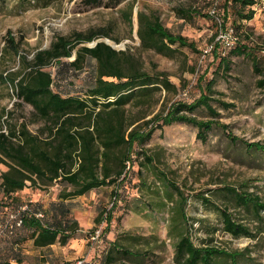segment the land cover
I'll use <instances>...</instances> for the list:
<instances>
[{"label":"rangeland","instance_id":"obj_1","mask_svg":"<svg viewBox=\"0 0 264 264\" xmlns=\"http://www.w3.org/2000/svg\"><path fill=\"white\" fill-rule=\"evenodd\" d=\"M255 1L250 6L255 11L253 17L241 20L236 27L234 23L238 22L231 13L222 21L224 0H100L94 5H84L82 0H0V73L28 70L21 56L30 61L35 51L50 46L57 35L93 30L102 36L77 46L106 40L118 46L114 49L132 54L144 71L164 72L174 85L167 92L162 89L158 101L159 93H153L143 108L148 114L145 118L165 110L172 101L190 102L196 98L198 76L204 70L205 79H214L213 88L218 93L214 99L230 103L223 107L211 102L218 113L217 120L226 128L214 126L204 141L196 137L194 126L174 123L156 129L141 147L153 158L151 164H138L142 156L140 147L134 146L130 178L121 188V204L115 208L109 233L121 252L111 256L116 260L110 264H180L175 258V244L181 234L197 247L216 246L240 252L233 264H264V212L255 214L251 206L240 204L226 189L258 195L264 201V152L248 150L243 143L264 146V89L257 86L259 76L251 63L254 57L260 68L264 67V0ZM129 3L133 8L131 20L127 21ZM183 8L199 15L182 17L178 10ZM138 11L157 17L169 32L193 42L196 51L177 44H171L166 54L142 47L137 35ZM8 37H12L17 52ZM233 41L244 42L250 55L232 54L229 47L235 46ZM215 43V53L210 49L205 55L203 50ZM216 55L230 61L227 72L217 67ZM73 58L74 51L44 69L51 74L54 91L83 96L92 82L95 61L87 57L80 69H73L68 66ZM193 115L199 119L210 117L203 106L197 107ZM21 124L33 133L43 126L31 105L18 98L9 84L0 82V128L7 131ZM228 133L240 141L231 142ZM139 166L141 170L136 172ZM5 169L0 164V173ZM62 188L70 189L57 182L41 187L27 182V187L16 191L12 198L0 192V263L17 264L16 257H20V264H102L103 255L94 256L93 245L91 248L89 238L82 234L76 233L65 244L55 242L39 248L32 244L29 230L15 224L16 209L22 204H32L33 209L41 207L44 221L62 218L58 199ZM107 193L97 190L80 200H65L68 218H74V212L82 232L93 228L97 212L110 207ZM179 206L183 218L178 213ZM223 210L247 226L251 234L230 235L223 228ZM213 264L231 262L220 256L213 258Z\"/></svg>","mask_w":264,"mask_h":264},{"label":"trees","instance_id":"obj_2","mask_svg":"<svg viewBox=\"0 0 264 264\" xmlns=\"http://www.w3.org/2000/svg\"><path fill=\"white\" fill-rule=\"evenodd\" d=\"M100 0H82L84 5H94ZM255 0H224L222 7L223 22L231 13L237 20H249L255 11L250 6ZM133 3L125 14L127 21L132 17ZM182 17H192L198 14L191 9L178 10ZM199 15V14H198ZM202 16L209 17L207 14ZM236 22V21H235ZM137 35L144 48L153 49L159 53H169L171 44L187 46L196 51L193 42L184 36L169 32L157 17L137 12ZM100 31L75 32L72 36L57 35L47 48L34 52L32 59L26 61L21 56L28 70L0 73V82L9 84L22 101L31 105L34 114L43 122V126L33 133L25 124L3 131L0 128V164L6 169L0 173V192L4 197H11L18 191L30 186H48L53 182L69 186L58 191L60 212L62 218H54L53 222L44 221L43 209L32 208V204H22L16 210L18 219L15 224L29 230V237L36 247H44L55 242L65 244L74 235L82 234L86 239L101 225L95 240L89 238L91 252L94 256L103 255L102 264L113 263L119 254L116 239H108L106 235L112 230L110 222L112 211L121 204V188L129 180L128 169L132 165L131 152L135 145L140 147L142 161L138 164H151L153 158L141 147L150 139L156 129L174 123H184L196 128V137L202 141L206 133L214 126L225 130L226 125L217 120V111L211 105L212 101L223 107L230 103L214 99L218 94L214 88V79H205V70L198 76L199 94L190 102L175 100L165 110L155 112L150 117L143 110L149 104L153 93L163 89L166 92L174 89V85L162 71L153 73L144 71L137 59L124 50H116L104 41H97L93 46L81 45L101 37ZM107 36V33L104 34ZM249 38V35L246 36ZM10 44L17 52V46L12 37ZM229 50L232 54L249 56V47L244 42H235ZM217 49V43L211 47L212 54ZM74 58L68 63L73 69H80L85 59L95 61L93 79L83 96L69 93H59L52 89V77L45 66L58 63L62 57ZM206 55V54H205ZM217 67L227 72L230 61L223 55H216ZM252 68L259 78L258 87L264 89V67L260 68L254 57ZM203 106L209 113L208 119H199L193 111ZM135 109V113L131 109ZM231 142L240 141L237 137L227 134ZM246 148L264 152V146L258 142H243ZM134 158V157H133ZM140 166L136 172H139ZM166 183V179H164ZM170 184V183H168ZM110 187V207H104L95 217V226L82 232L74 218H68L65 200L83 195L92 189ZM235 195V199L243 206H251L255 214L264 212V201L258 195L238 193L234 188H226ZM204 202H208L202 197ZM181 201V199H180ZM179 201V203H180ZM178 213H182L179 206ZM223 228L232 236L251 233L247 226L236 222L226 210L222 211ZM177 216V215H176ZM175 226V218L172 219ZM11 232V231H10ZM119 236H123L120 234ZM94 243V244H93ZM124 253V252H123ZM126 254V253H125ZM132 255V254H131ZM241 255L238 251H227L216 246L197 247L193 245L186 234H181L175 244V258L180 264H213L214 257L223 256L231 262ZM17 264L22 262L16 257ZM0 264H9L2 261Z\"/></svg>","mask_w":264,"mask_h":264},{"label":"crops","instance_id":"obj_3","mask_svg":"<svg viewBox=\"0 0 264 264\" xmlns=\"http://www.w3.org/2000/svg\"><path fill=\"white\" fill-rule=\"evenodd\" d=\"M105 188H107V190H104ZM97 190H102V192H105V193H107V194H110V190H111V188L110 187H100V188H96V189H92V190H90L89 192H91V191H97ZM89 192H87V193H85V194H83V195H80V196H76V197H74V199L76 198V199H78V200H80V199H83V197L86 195V194H88ZM116 208V207H115ZM100 211V210H99ZM98 211V212H99ZM98 212H97V214H98ZM112 213H115V209L112 211ZM73 214H74V219L77 221V223H78V225L80 226V223H81V221H80V219H79V216H77V215H75V213L73 212ZM97 216V215H96ZM113 220V219H112ZM112 220H111V222H110V227H112L111 226V224H112ZM112 232V230L109 232V233H111ZM109 233L106 235V237L108 238V239H110V237H109ZM111 240V239H110ZM54 244V243H53ZM53 244H50V245H48V246H51V245H53ZM44 247H47V246H44Z\"/></svg>","mask_w":264,"mask_h":264},{"label":"built area","instance_id":"obj_4","mask_svg":"<svg viewBox=\"0 0 264 264\" xmlns=\"http://www.w3.org/2000/svg\"><path fill=\"white\" fill-rule=\"evenodd\" d=\"M211 45H209L207 48H205L204 50H203V53L205 54V53H207L210 49H211ZM99 230H100V227H98L93 233H92V235H91V237H89L91 240H95L96 238H97V236H98V234H99Z\"/></svg>","mask_w":264,"mask_h":264},{"label":"water","instance_id":"obj_5","mask_svg":"<svg viewBox=\"0 0 264 264\" xmlns=\"http://www.w3.org/2000/svg\"><path fill=\"white\" fill-rule=\"evenodd\" d=\"M105 43H106V40L104 41ZM96 42H94L92 45H90V46H93L94 44H95ZM111 47H113V48H117L118 46H113V45H110Z\"/></svg>","mask_w":264,"mask_h":264}]
</instances>
